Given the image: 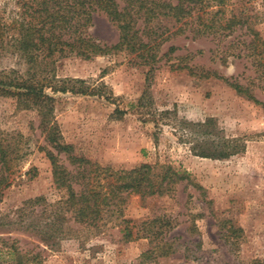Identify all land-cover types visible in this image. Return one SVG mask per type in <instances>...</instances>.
Returning <instances> with one entry per match:
<instances>
[{
  "label": "rangeland",
  "instance_id": "1",
  "mask_svg": "<svg viewBox=\"0 0 264 264\" xmlns=\"http://www.w3.org/2000/svg\"><path fill=\"white\" fill-rule=\"evenodd\" d=\"M223 1L216 2L209 9L213 14L206 16L216 25L222 19L218 31H207L210 35L196 34L198 22L173 35L177 26L169 24L166 35H172L161 45L149 75L150 68L128 52L90 60L71 56L56 64L57 79L71 81L56 86L85 91L46 89L54 98L53 121L76 156L114 171L165 164L189 175L188 181L164 196L130 195L123 216L109 212L97 226H84L67 215L61 222L62 234L43 231L44 224L53 222L65 193L56 188L52 164L42 150L49 146L40 129V113L26 108L17 97L0 96V128L30 140L21 173L0 202V264H17L18 253L25 257L24 264L264 260V81L257 79L256 65L246 55L253 30L263 41L257 47L264 49V0ZM13 9V4L4 8L0 2L6 18ZM218 9L223 13L213 18ZM240 14L243 20L229 27ZM89 33L106 46L119 40L118 29L102 15H96ZM171 47L177 48L174 53H169ZM185 65L195 75L176 69ZM28 69L20 57L0 53V72L25 77ZM205 72L248 87L263 104L239 95L220 80H202ZM142 97L144 107H139ZM208 120H212L211 143L224 138L245 149L223 160L198 156L200 141L190 130ZM61 157L72 170L66 156ZM40 197L45 200L40 205L26 206ZM160 218L151 227L144 224ZM232 227L243 233L234 236ZM126 228L133 235L130 241L124 236ZM163 243L167 255L160 249Z\"/></svg>",
  "mask_w": 264,
  "mask_h": 264
},
{
  "label": "trees",
  "instance_id": "2",
  "mask_svg": "<svg viewBox=\"0 0 264 264\" xmlns=\"http://www.w3.org/2000/svg\"><path fill=\"white\" fill-rule=\"evenodd\" d=\"M214 1V2H213ZM4 8L13 4L12 16L6 18L5 11L0 10V53L8 51L20 57L29 67L25 77L16 72H0V96L17 97L18 101L28 109H36L40 113V129L46 144L50 147L42 148L53 167V179L56 188L65 193V197L58 203L59 209L54 213L51 224L42 226L46 233L50 231L63 233V220L67 215L75 222L84 225L97 226L104 219L106 213L111 212L123 216V208L128 197L132 194L141 197L164 196L173 191L181 182L188 181L189 175L170 165L144 164L132 170L114 171L104 168L90 160L74 154L73 146L64 142L59 127L52 118L54 98L46 93L49 88L53 93L78 92L67 86H56L57 83L71 81L58 80L55 74L56 64L62 59L76 56L85 60L98 56H105L112 52H128L136 54L142 64L153 71L158 62V51L161 45L170 39V35L183 34L190 30L192 23L198 22L194 28L197 35H210L207 31H218L221 18L217 25L209 23L216 2L223 4V0H0ZM223 11H215L213 18ZM96 15L105 16L119 31V40L113 46H106L92 37L89 33L94 25ZM233 23H240L242 15L234 17ZM11 22L9 23V21ZM247 22V20L245 21ZM244 22V23H245ZM163 23L165 26L163 28ZM169 24L177 26L176 32L166 35L170 30ZM249 28V26H248ZM254 39L248 45L247 57L256 65L258 80L264 81V49L257 47L262 40L259 33L254 32ZM259 42V43H258ZM251 46V47H250ZM177 48H169L174 53ZM242 57L244 55H241ZM178 70H189L188 65L177 66ZM202 80L217 79L224 82L239 95L248 98L256 104L260 102L248 87L231 82L228 78L204 73ZM143 97L138 101L139 107H144ZM122 113V112H121ZM212 120L198 123L190 130L200 143L197 155L216 160L228 159L245 147L240 148L236 141L219 138L211 143L208 128ZM213 128V127H212ZM183 131L184 127L181 125ZM30 140L23 134L7 132L0 128V202L6 190L11 188L21 173L22 163L30 154ZM196 149V147L194 148ZM65 155L72 170L62 163ZM29 173V172H28ZM44 198H36L26 202L27 205H40ZM155 219L144 223L147 226L161 222ZM128 223L127 221H125ZM165 225V223L163 224ZM150 229V228H149ZM232 234L243 233L241 228L232 227ZM126 240L133 239L132 232L126 228ZM52 235L51 238H53ZM139 238V236H136ZM163 252L166 249L162 244ZM26 263L25 257L18 253L17 264ZM250 264H264V260H254Z\"/></svg>",
  "mask_w": 264,
  "mask_h": 264
}]
</instances>
